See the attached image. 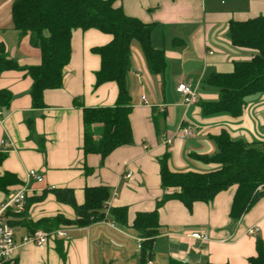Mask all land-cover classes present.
<instances>
[{
	"label": "crops",
	"instance_id": "crops-1",
	"mask_svg": "<svg viewBox=\"0 0 264 264\" xmlns=\"http://www.w3.org/2000/svg\"><path fill=\"white\" fill-rule=\"evenodd\" d=\"M12 1L0 0V43L6 56L15 58L20 66L37 65L38 49L12 26ZM119 4L126 15L153 24L151 43L163 49L166 59L164 72L153 74L139 43H131L126 84L132 143L116 147L103 159L82 150L80 106H112L118 91L111 81L94 86L100 57L91 48L107 44L112 35L94 28L76 29L71 35L70 60L63 70L62 83L58 88L44 90V107H32V80L25 71L0 74V90L11 95L8 107L0 106V177L9 172L19 181L8 184L6 192L0 190V206L9 193L23 187L28 220L57 214L73 219L72 206L58 201L48 189H71L79 205L84 200L85 186L106 185L111 189L108 207L125 206L126 223H119L106 212L105 219L87 226L60 225L65 236L49 239L44 246L23 242L28 229L14 225L17 248L13 258L17 264H146L131 224L138 212L153 210L162 195L157 157L168 152V166L173 171L205 172L216 168V164L204 163L192 154L214 153L210 135L223 129L235 139H264V93L250 95L239 116H204L199 105L200 101L218 97L215 87L203 84L210 72H229L234 61L251 57L249 49L231 44L228 22L264 16V0L115 2ZM180 82L196 91V100L184 102L176 91ZM27 117L33 121V136L25 124ZM181 127H190L192 134L182 137ZM98 129L99 125H94L96 132ZM85 166L92 169L88 175L84 173ZM31 169L42 176V181L27 176ZM235 188L220 191L208 203L195 202L191 210L176 199L164 202L158 208L160 227L152 245V261L248 264V258L256 255V239L264 242V195L239 218L232 219L229 210ZM192 233L204 234L206 239L193 238ZM57 239L62 240L64 261L56 250Z\"/></svg>",
	"mask_w": 264,
	"mask_h": 264
},
{
	"label": "trees",
	"instance_id": "trees-1",
	"mask_svg": "<svg viewBox=\"0 0 264 264\" xmlns=\"http://www.w3.org/2000/svg\"><path fill=\"white\" fill-rule=\"evenodd\" d=\"M120 0H13L10 17L13 28L20 37L27 36L29 44L39 51V64L20 66L13 57H7L0 43V74L7 70H23L31 80L30 97L33 108L44 107L43 92L58 88L63 80V70L70 60L71 35L76 29H97L112 35L103 45L91 48L100 57L99 69L95 72L94 86L104 82H115L117 96L112 106L86 107L81 105L83 124L84 154L96 153L103 159L116 147L132 143L129 123L130 96L127 90L126 74L130 69L131 43L136 40L144 55L149 71L161 74L166 67L163 49L151 43L153 24L143 23L138 18L124 13ZM228 31L232 45L247 48L251 57L234 61L229 72H210L203 84L217 89V99L200 101L202 115L212 116L226 113L239 116L246 105L247 98L256 93H264V16L259 15L246 20H230ZM10 93L0 90V106L8 107ZM29 135H34L31 117L25 119ZM94 125H99L98 132ZM215 145L211 155L192 154L204 163H214L216 168L205 172L173 171L168 166V152L157 157L161 197L155 208L148 212H138L131 224L141 238L140 252L146 262L151 257L152 245L159 232L158 208L167 200H179L188 210L195 202H210L220 191L235 186L229 216L239 218L255 201L264 195V139L246 141L232 138L227 131L210 135ZM42 142V140H41ZM43 151V143L40 144ZM3 154H0V161ZM92 169L84 167L88 175ZM12 173L0 177V190L6 192L8 184L18 183ZM56 199L72 206L75 217L69 219L61 214L42 217L32 221L22 212L6 211L11 227L20 224L26 227L28 235L35 230L47 232L60 225L87 226L106 218L109 212L119 223H126L127 208H109L105 202L111 196L106 185L85 186L84 200L76 204L69 188H50ZM46 190L42 193L41 198ZM27 202V197H26ZM256 255L248 258V264H264V242L256 239ZM56 250L65 260L62 240H56ZM4 264H17L16 258ZM196 264H212L208 262Z\"/></svg>",
	"mask_w": 264,
	"mask_h": 264
},
{
	"label": "built area",
	"instance_id": "built-area-1",
	"mask_svg": "<svg viewBox=\"0 0 264 264\" xmlns=\"http://www.w3.org/2000/svg\"><path fill=\"white\" fill-rule=\"evenodd\" d=\"M176 91L182 94L185 103H191L197 99L196 91L184 82H180L177 84ZM141 99L146 102L144 96H142ZM0 116H2L1 110ZM179 131L182 137H186L192 134V129L190 127H181ZM27 176L29 178H34L37 182L42 181V176L38 174L36 170H28ZM127 176H130V173H128ZM25 202L26 191L22 187L9 193L4 203L0 206V264H4L6 261L12 259L17 248V243L14 240V232L12 227L8 223V216L6 215V211L11 209L16 213L22 212L25 209ZM105 205L108 207V201L105 202ZM65 234L66 232L63 227H58L50 232L42 229H37L31 235L25 236L23 238V242H32L38 246H44L49 239L64 237ZM191 237L206 239V236L204 234L198 233H192ZM140 241L141 238L138 237V249H140L141 247ZM145 263L155 264L151 258H148Z\"/></svg>",
	"mask_w": 264,
	"mask_h": 264
}]
</instances>
